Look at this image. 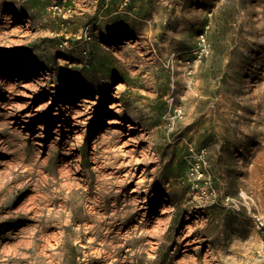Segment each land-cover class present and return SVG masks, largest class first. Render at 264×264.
Wrapping results in <instances>:
<instances>
[{
    "label": "rangeland",
    "instance_id": "374dc122",
    "mask_svg": "<svg viewBox=\"0 0 264 264\" xmlns=\"http://www.w3.org/2000/svg\"><path fill=\"white\" fill-rule=\"evenodd\" d=\"M258 217L264 0H0V264H264Z\"/></svg>",
    "mask_w": 264,
    "mask_h": 264
},
{
    "label": "bare ground",
    "instance_id": "6f19581e",
    "mask_svg": "<svg viewBox=\"0 0 264 264\" xmlns=\"http://www.w3.org/2000/svg\"><path fill=\"white\" fill-rule=\"evenodd\" d=\"M126 41H128V40H126ZM128 44V43H127ZM119 87V86H118ZM82 101H88V98H86V97H82ZM80 103H82V102H80ZM114 106L116 107H118V105L117 104H114ZM81 107V106H80ZM120 109H116L115 110V112L114 113H117L118 111H119ZM80 110L78 109V110H76V114L74 115V119L75 120H77V121H80V122H82L83 120H84V117L82 116L83 115V113H81V114H77V112H79ZM82 112H83V110H82ZM108 122H109V126L106 128V130L107 131H115V130H117L118 129V124L119 123H123V122H121L120 120H119V118L118 117H111V118H109V120H108ZM102 135H106V134H102ZM166 207V206H165ZM167 209V208H166ZM165 210H163L162 212H164Z\"/></svg>",
    "mask_w": 264,
    "mask_h": 264
},
{
    "label": "built area",
    "instance_id": "2783aa9c",
    "mask_svg": "<svg viewBox=\"0 0 264 264\" xmlns=\"http://www.w3.org/2000/svg\"><path fill=\"white\" fill-rule=\"evenodd\" d=\"M129 0H124V3H128ZM200 45H201V51H200V56L202 57V55H204L205 53L209 52V48H208V42H207V37L206 35L203 33L200 36ZM257 224L258 227L260 229L264 228V218L263 217H258L257 218Z\"/></svg>",
    "mask_w": 264,
    "mask_h": 264
}]
</instances>
